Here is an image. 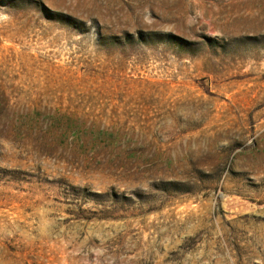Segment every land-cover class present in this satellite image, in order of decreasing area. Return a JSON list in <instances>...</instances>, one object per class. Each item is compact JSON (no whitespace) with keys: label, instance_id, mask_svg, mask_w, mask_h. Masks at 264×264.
Returning a JSON list of instances; mask_svg holds the SVG:
<instances>
[{"label":"rangeland","instance_id":"374dc122","mask_svg":"<svg viewBox=\"0 0 264 264\" xmlns=\"http://www.w3.org/2000/svg\"><path fill=\"white\" fill-rule=\"evenodd\" d=\"M0 264H264V0H0Z\"/></svg>","mask_w":264,"mask_h":264}]
</instances>
